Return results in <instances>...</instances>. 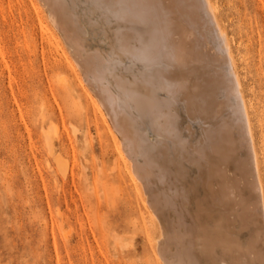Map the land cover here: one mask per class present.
<instances>
[{"label": "bare ground", "instance_id": "obj_1", "mask_svg": "<svg viewBox=\"0 0 264 264\" xmlns=\"http://www.w3.org/2000/svg\"><path fill=\"white\" fill-rule=\"evenodd\" d=\"M39 2L144 188L160 263L264 264L259 159L210 0Z\"/></svg>", "mask_w": 264, "mask_h": 264}, {"label": "rangeland", "instance_id": "obj_2", "mask_svg": "<svg viewBox=\"0 0 264 264\" xmlns=\"http://www.w3.org/2000/svg\"><path fill=\"white\" fill-rule=\"evenodd\" d=\"M210 2L264 186V0ZM41 5L0 0V264H161L144 188Z\"/></svg>", "mask_w": 264, "mask_h": 264}]
</instances>
